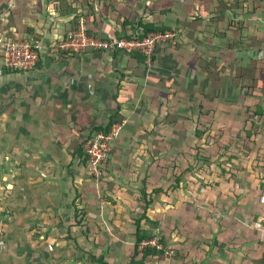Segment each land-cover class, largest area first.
Masks as SVG:
<instances>
[{
  "label": "crops",
  "instance_id": "obj_1",
  "mask_svg": "<svg viewBox=\"0 0 264 264\" xmlns=\"http://www.w3.org/2000/svg\"><path fill=\"white\" fill-rule=\"evenodd\" d=\"M149 1L96 2L111 5L105 23L132 4L135 24ZM54 2L0 0V30L39 42V61L29 71L4 68L0 60V264H130L135 220L143 214L141 229L170 251L145 264H264V12L244 15L248 37L235 38L211 25L216 0H152L150 17L170 25L200 11L206 36L188 38L180 26L177 46L160 45L144 60L124 50L57 51L55 36L75 18L59 15ZM225 15L237 20L232 11ZM136 27L126 26L137 35ZM233 41L240 48L232 52L246 60L231 70L204 67L208 52L220 63L217 50ZM205 101L229 123L244 120L243 143L228 147L240 158L228 156L226 183L214 178L212 192L167 191L156 175L170 181L166 163L178 157L181 165L185 149L182 139L171 141L172 129L188 134L178 122L198 116ZM221 103H229L227 110ZM117 104L121 131L95 178L84 144L102 132ZM182 183L180 176L178 188Z\"/></svg>",
  "mask_w": 264,
  "mask_h": 264
},
{
  "label": "rangeland",
  "instance_id": "obj_2",
  "mask_svg": "<svg viewBox=\"0 0 264 264\" xmlns=\"http://www.w3.org/2000/svg\"><path fill=\"white\" fill-rule=\"evenodd\" d=\"M199 10V9H197ZM226 12V11H225ZM224 12V13H225ZM246 12V10H245ZM200 14V11L198 12ZM212 13V12H211ZM233 16H235V18L237 19L238 23L239 21H241V19H243V16L246 15L247 13L243 14L242 12H240V10H236V11H232ZM251 15V14H250ZM262 16V13L260 12H255L254 14H252L251 17L256 18ZM225 21L221 22L223 23V25L227 24L228 19L226 18V16L223 17ZM257 21H259L258 19H256ZM236 26V25H235ZM239 27H242V30H240V32L235 33L232 30H228V28L226 29V31L228 30V34L232 35V37L235 36V38H247V34L244 35V23L241 22L238 24ZM259 26V25H257ZM220 28H222L221 30H223L224 26H222V24H220ZM178 29V28H177ZM224 31V30H223ZM246 32V31H245ZM254 37V36H253ZM233 45H226L222 51L217 50V55L216 57L221 58L222 61L215 62V58L213 57V55H211L212 53H207L208 57H206V59H208V61L204 60V67L206 69L209 68H213L215 69V72L221 68V66L225 69L226 67H228V69H232L234 63L235 66H238V62H241L243 60H246L247 56L244 54H234V52L237 50H239L240 46L239 43L237 41H233ZM237 44H236V43ZM235 49L234 52H232ZM241 51V50H240ZM239 55V56H238ZM241 55V56H240ZM223 58V59H222ZM227 63H230L229 65H227ZM253 64L256 65V63H258V67H260V63L259 60L254 58ZM232 66V67H231ZM234 66V67H235ZM236 68V67H235ZM212 69V70H213ZM227 69V68H226ZM238 68H236L237 71ZM223 92V88L219 89V93L221 94ZM188 97V96H187ZM219 97V95H218ZM205 103V108H201V113L198 114V116H193L191 121H186L187 124H184V121H179L178 123L180 124V128L182 129L183 127L185 128H190L188 131V134L186 133L185 135H179V131L176 129H172L173 134H171L172 137V142L176 141L179 142L181 141V143L184 144L183 147H185L183 153H186L184 157L183 154V158H182V163L181 165H173V162L178 160V157H174L173 159H171L170 163H166L167 168L169 169L171 179L170 181L163 183L165 181L164 177H160L156 175L157 180L161 179V181L159 180L157 183H161V185L165 188L167 191H182V192H186V193H192L193 191H196L197 189L203 188V189H208L209 192H212V187H214L212 184H210L214 178H217L219 181H216L217 184L221 181L223 183H226V180H223L225 177H227V171H228V158L223 155L222 153H226L227 156H229L230 154L232 155L233 159L235 156H237L238 158H240V155L237 150L234 151H230L227 150L224 151L221 149L219 150V146L221 148V146H230L231 144H234L235 140L233 141V138H235L236 136L244 138V134H245V126H244V120L240 118L238 119H231V122H227V120L225 119L224 116H222L221 113H219L218 111L215 112V109L213 108L214 105L211 104L210 102H204ZM229 103H221V110H227V105ZM174 106V105H173ZM176 106V105H175ZM230 106V105H229ZM208 113L206 114L205 112ZM212 111H214L212 113ZM230 114L228 115L226 118L231 117ZM236 115V114H235ZM230 119V118H229ZM258 120V119H257ZM246 123L251 124V119H248L246 121ZM176 124V121H174L173 125ZM259 124V122H258ZM190 126V127H188ZM256 126V125H254ZM260 125H258L259 127ZM255 127V128H258ZM264 127V126H262ZM178 129V128H177ZM195 129H197L198 131H201V136L195 135ZM234 129V130H231ZM238 131V132H237ZM223 136V137H222ZM165 136L160 137L156 139V144H162L164 143L163 140ZM240 139V138H239ZM218 141H220V143L218 144ZM232 141V142H231ZM168 142V141H167ZM240 142V144L242 143V141H238ZM198 150L196 147H198ZM199 154L198 156L204 157V156H209L210 155V159L207 161H204V159H197V155L195 154ZM157 158L156 160L158 161ZM197 159V160H196ZM161 160V159H160ZM159 160V161H160ZM167 160H169V158H167ZM161 164V162L159 163ZM172 166V167H171ZM225 167V170H223L222 168ZM161 173L163 174L162 169L158 168ZM184 171L183 174H181V178L182 180H184V184L182 183V188H178L179 184L176 185L173 181H174V175H177L179 173V171ZM156 172L158 173V171L156 170ZM224 177V178H223ZM164 179V180H163ZM156 180V181H157ZM175 185L177 186V188L175 187ZM198 191V190H197ZM192 200V204L194 203V200ZM188 203H190V200H188ZM30 234V233H28Z\"/></svg>",
  "mask_w": 264,
  "mask_h": 264
},
{
  "label": "trees",
  "instance_id": "obj_3",
  "mask_svg": "<svg viewBox=\"0 0 264 264\" xmlns=\"http://www.w3.org/2000/svg\"><path fill=\"white\" fill-rule=\"evenodd\" d=\"M96 1H99V0H75L76 4H72L71 1L66 2L65 0H58V1L56 0V2H54V8L56 6V10H58V14L65 15V17H67L66 15L73 14L74 18H78L79 13H82L83 16L86 18L88 31L92 33L94 36H97L101 39H106V40H114V39H118L121 37L142 38L149 32H158V31L163 32L165 30H170L174 28L177 29L180 26H182V30L186 32V36L188 38H192L195 34L199 32L203 33L206 36L205 34L206 31L204 30V28H206L207 25H204V26L202 25L201 22L203 20L201 21V19H199V14L192 15V20H187L186 18H178L176 19L175 24H172V25H170L169 23H165L162 19L153 20V18L150 17L153 14V6H152L153 2H151L152 0H150L149 4L147 5V9H146L147 13L140 15L135 23L137 26L136 28H138L139 30V33L136 35L135 32H130V31L128 32L126 28L127 25H130V26L135 25L133 24L131 20L132 18H134L136 14H139V12L133 8L132 4L127 2V6L123 7V10L121 9V7L117 6V9H121L122 11L119 13L114 12V14L116 15V17L114 18L115 21H112L111 19H109V21L112 22V23L109 22L111 23L109 24V23H105V20L108 19L109 13L111 11L110 3L108 2V3L100 4L99 2H96ZM110 1L114 2V0H110ZM191 1L194 3L195 0H191ZM216 1L218 4L213 8L214 15L209 18V21L211 25L214 28L216 27L217 29H219V31L222 34H224V36L227 34V31H226L227 28L228 30H232L235 33H238L240 32V30H242V27L238 26L240 21L238 23L237 20H228L227 24L225 25L221 23L225 21L223 18L224 16H226L224 13L225 11L240 10V12L242 13L244 12L243 14L247 13L251 15L254 14L255 12H264V0H216ZM113 5L114 4H112V6ZM163 11H166V10L160 9L159 11L160 15L164 13ZM118 20H120V23L118 22ZM66 21H69L68 18ZM220 24L224 26L223 28L224 31L221 30L222 28H220ZM98 26H103V31H104L103 33H105V36H101V33H99V30L97 28ZM121 29L125 31L123 33H120ZM70 31H71V28L70 29L63 28V30L60 31L58 35L55 36L56 41L54 43V47L57 51L58 49L56 48V42L61 39L66 38ZM212 35L218 36V33L214 31ZM179 37L180 35L178 36L176 40V46L179 44ZM229 45H232V44H229ZM112 51H115V50H112ZM125 52H128L132 56L135 55V56H138V58H143L144 60L146 58L144 55H142L141 53L137 51H125ZM199 108H205V103L200 104ZM118 110H120V105L117 104V113H115L113 116L110 117L106 127L100 129L103 133H107L114 123L120 122L121 119H120V116H118L119 115ZM213 112L214 111H212V113ZM200 113H201V110H200ZM205 113L207 114L208 111ZM194 133L195 135L201 136V131H198L197 129H195ZM234 140L235 142L242 141L243 143V138L239 136L238 137L236 136L235 138H233V141ZM217 142L218 144L220 143V141L218 140ZM196 148L198 150L199 146ZM227 148L228 146L226 147L221 146V148L219 146V150L221 149V151L222 150L226 151ZM183 154H184V157H186L185 156L186 153H183ZM195 154L197 156L199 155L197 153ZM222 154L228 158L226 153H222ZM198 158L199 159L202 158L204 159V161L208 162V160L210 159V155L208 157L201 156V158L200 156H198L197 159ZM85 160H87L86 157L84 158V162H86ZM176 164L179 165V163L177 162ZM101 169H102V166H101ZM222 169L225 170V167H223ZM183 172L184 171L181 170L179 171L177 175H174L176 185L179 184L180 176L181 174H183ZM176 185L175 187H177ZM144 217L146 216L143 214L141 217L135 220V225H136L135 249L130 258V261H129L130 264H145L146 260L150 258L149 257L150 255L155 254V255L161 256L164 254V249L157 250L154 247L149 246V245L138 249V246L142 240L144 239L148 240V239H151L152 237V234L148 233L146 230L141 229V226L139 223H140L141 218H144ZM77 222H79L78 219H77Z\"/></svg>",
  "mask_w": 264,
  "mask_h": 264
},
{
  "label": "built area",
  "instance_id": "obj_4",
  "mask_svg": "<svg viewBox=\"0 0 264 264\" xmlns=\"http://www.w3.org/2000/svg\"><path fill=\"white\" fill-rule=\"evenodd\" d=\"M179 29L163 32H149L142 38L121 37L114 40L101 39L88 31L86 18L79 14L68 36L56 42L61 52L81 53L87 49L96 51H137L146 59H151L155 49L165 43L175 44ZM0 60L4 68L19 71L33 69L39 61V42L36 39L13 38L7 31L0 30ZM122 122L114 123L107 133L99 132L89 137L84 144L87 158V171L93 177L102 175L101 165L107 159L110 143L121 131ZM152 246L157 250L164 249L157 239L142 240L141 247ZM170 251L164 250V254Z\"/></svg>",
  "mask_w": 264,
  "mask_h": 264
}]
</instances>
